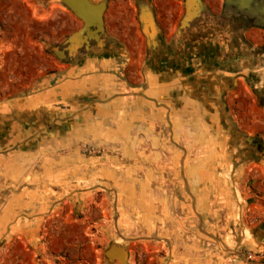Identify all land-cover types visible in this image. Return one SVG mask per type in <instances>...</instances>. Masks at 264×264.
<instances>
[{
    "label": "crops",
    "instance_id": "1",
    "mask_svg": "<svg viewBox=\"0 0 264 264\" xmlns=\"http://www.w3.org/2000/svg\"><path fill=\"white\" fill-rule=\"evenodd\" d=\"M154 2L160 24L173 36L183 15V0ZM203 2L213 9L222 5V0ZM42 5L37 0H0V264H98V246L105 239L90 235L85 224L73 217L80 204L72 196L79 193L63 195L65 180L83 177L80 162L77 156L70 157L71 163L65 162L57 153L85 141L118 146L127 157L143 158L134 151L139 153L145 145L159 146L156 127L162 115L152 107L160 102L169 106L174 141L188 148L194 132L201 147H213L222 170L221 187L228 181L238 186L240 195L235 190L234 199L237 216L246 209L252 229L262 227L264 64L258 71L252 65L256 50L264 46V30H216L209 19L198 20L210 38L202 42L207 49L198 60L200 68L194 62L175 65L168 69V79L151 76L150 93L123 96L117 72H100L97 60L81 63L75 57L66 62L49 52L52 47L61 50V44L81 23L60 4ZM124 9L132 13V21L123 28V38L136 50L144 46V40L133 1L123 0ZM211 43L217 46V53ZM130 49L126 48L128 53ZM262 55L264 58V50ZM144 57L145 47L143 62ZM202 74L205 79L198 80ZM135 89L138 94V87ZM237 131L257 135L262 142L246 141ZM227 165L232 173L224 171ZM86 177L97 178L94 173ZM205 206L200 205L201 212L207 211ZM240 232L244 239L237 241L248 244L254 253L264 251V230L254 232L255 247L245 239L249 232L241 224ZM176 240L169 243L168 264L188 258V251L179 252ZM188 253L196 252L189 247ZM216 259L205 258L200 264H240L224 263L220 253Z\"/></svg>",
    "mask_w": 264,
    "mask_h": 264
},
{
    "label": "rangeland",
    "instance_id": "2",
    "mask_svg": "<svg viewBox=\"0 0 264 264\" xmlns=\"http://www.w3.org/2000/svg\"><path fill=\"white\" fill-rule=\"evenodd\" d=\"M37 1H41L42 6L51 2L59 4L58 0ZM108 2L105 19L111 30L105 36L129 47L123 38V28L128 21H132V13L123 10V0ZM212 48L217 52L215 45ZM143 55L144 46L139 45L136 50L130 49L127 57L99 60L96 65L100 72H117L118 83L123 84L125 91L123 96H142L151 91V76L160 74L170 78L169 68L159 67L158 64H154L153 71L150 67L145 68ZM199 79L203 81L204 74ZM134 87H138V94L133 92L136 90ZM182 91L185 92L184 87ZM165 104L160 102L152 107L162 115L156 127L159 146L145 145L142 151L138 149L139 153L134 151L143 158L127 157L118 146L85 141L72 149L57 151V157L65 159V162L76 156L80 162V173L85 179L65 180L63 195L80 194L72 196L77 197L80 204V210L73 212V217L85 224L90 235L105 239L98 246V264H105L102 253L112 242L127 247L128 264H168L167 250L173 239H178L176 246L179 252H189V247L196 252L191 255L187 252L188 258L176 261L179 264H200L205 258L215 262L218 261L217 253L222 255L224 263L264 264L260 257L249 258L253 250L248 244L237 241L244 239L240 236V224L246 230L252 229L246 209L237 216L234 199L237 194L240 195L238 186L228 181L221 187L218 178L222 170L216 163L215 149L201 147L194 132L190 139L192 146L188 148L174 141L169 106ZM208 144L211 142L208 141ZM68 167L64 165V168ZM224 171L232 173L231 165H227ZM103 172L105 177L101 176ZM93 173L97 177L95 181L86 177L87 174L92 177ZM56 189L62 190L61 186ZM242 198L245 202L246 196ZM200 205H206L207 211L201 212ZM245 239H249L248 234Z\"/></svg>",
    "mask_w": 264,
    "mask_h": 264
},
{
    "label": "water",
    "instance_id": "3",
    "mask_svg": "<svg viewBox=\"0 0 264 264\" xmlns=\"http://www.w3.org/2000/svg\"><path fill=\"white\" fill-rule=\"evenodd\" d=\"M132 1L135 7V18L139 33L144 40V67H150L152 71L155 69V62L159 59L161 61L165 60L164 64L167 68L173 69V62L170 65H167V63L172 53L178 49V47L175 49L174 44L183 36L186 29H189L198 20L201 22L207 19L227 20L231 17L241 18L245 21H251L253 28L264 30V0H222V9L219 15H213L203 0H183V15L170 43H166L163 30L156 20L151 0ZM58 2L81 23V28L68 36L61 44V47L66 46L64 51L67 52V55H64V52L57 47H52V51L50 50L49 52L57 60L64 61L66 58L73 60L77 57L81 62L87 60L99 61L104 60L102 56L114 59L117 56L120 57L128 53L125 47L118 48L119 55L116 56L112 51L116 44H112L106 38L101 40V37L106 35L104 14L108 0H101L97 3L90 0H58ZM89 42H94L96 47L89 48ZM119 45H116V47H119ZM82 48L85 49L86 53L78 56V51ZM56 52L62 57L58 59L55 55ZM162 56L164 57L162 58ZM237 133L246 141L256 143L260 140L262 142L257 135L249 137L240 131H237ZM262 150L263 153L264 149ZM261 160L264 161V154L261 155ZM259 229L264 230V224L262 227L247 229L252 247H255V245H252L253 240H255L253 239L255 236L254 232ZM102 256L105 264H128L129 250L123 245L112 242L103 251Z\"/></svg>",
    "mask_w": 264,
    "mask_h": 264
},
{
    "label": "flooded vegetation",
    "instance_id": "4",
    "mask_svg": "<svg viewBox=\"0 0 264 264\" xmlns=\"http://www.w3.org/2000/svg\"><path fill=\"white\" fill-rule=\"evenodd\" d=\"M93 1V0H90ZM153 8L155 10V16H156V20L158 22V24L161 26V28L163 29V33L165 36V40L166 43H170L172 35H168L166 29L164 27H162V25L160 24L159 20H158V9L155 5L154 0H151ZM109 3V2H108ZM222 4V3H221ZM108 7V4H107ZM209 9L211 10V12L213 14L219 15L222 9V5H220L217 9H213L212 7L208 6ZM107 11V9H106ZM106 13V12H105ZM104 22H105V30L106 32H110V28L107 25L106 19H105V14H104ZM209 23H211L213 25V27H215L216 30H218L219 28H240L241 31H244L246 29H253V27L251 26L252 23L251 21H245L241 18H228L227 20H213V19H209L208 21ZM200 22H195L192 24V26L189 27V29H186L185 33L183 34L182 37L179 38V40L174 44L175 49H177V51L173 52L172 55L169 58V62L167 63V65H170L171 62H173V67L176 66H183L186 65L187 63L190 64L191 62H194L195 67L200 68L201 62L198 61L201 57L203 58L204 55L206 54V46L202 47V42L204 40L210 39L207 38V34L203 32V29L201 28V25L199 24ZM106 38L108 41H110L112 44H120L119 47H116V45H114V47L112 48V51L115 53V55L117 56L119 54V51H117L118 48H122L123 46H125V48H127V50L129 51V47L127 45H125L124 43L120 42V41H114L111 38H108L104 36L101 37V40ZM261 41H263L262 39H260ZM213 44V43H212ZM96 47V44L94 42H89V48H93ZM66 46L60 47V49L63 51V49H65ZM174 49V48H173ZM120 50V49H119ZM216 50L218 52V48L216 46ZM262 50H264V46H262L261 48H258L256 51L258 52V54L254 57V61H253V65H252V70H260L263 67L264 64V58L262 55ZM215 52V53H217ZM78 53L80 55H83L86 53L85 49L82 48L78 51ZM107 53V51H106ZM104 53V54H106ZM64 55H67V52L64 53ZM250 56H253L252 54ZM119 58L118 56L115 57L114 59ZM102 59L104 60H108V59H112V58H108V57H103ZM68 58L65 60L66 62H68ZM61 61V60H60ZM165 63V62H164ZM157 64V62H156ZM172 64V63H171ZM165 68H167V66L164 64ZM190 70V69H188ZM181 73V72H179ZM239 74H236V77ZM187 78H193V75H187ZM240 80V78H237ZM240 89V85L238 84L234 90L235 93H238ZM202 91V90H201ZM228 111H230V108L228 107L227 109Z\"/></svg>",
    "mask_w": 264,
    "mask_h": 264
},
{
    "label": "built area",
    "instance_id": "5",
    "mask_svg": "<svg viewBox=\"0 0 264 264\" xmlns=\"http://www.w3.org/2000/svg\"><path fill=\"white\" fill-rule=\"evenodd\" d=\"M251 257H260L261 259H264V251L260 252V253H254L249 255V258Z\"/></svg>",
    "mask_w": 264,
    "mask_h": 264
},
{
    "label": "bare ground",
    "instance_id": "6",
    "mask_svg": "<svg viewBox=\"0 0 264 264\" xmlns=\"http://www.w3.org/2000/svg\"><path fill=\"white\" fill-rule=\"evenodd\" d=\"M123 48V47H122ZM52 49L53 48H50V50L52 51ZM55 55H56V57L59 59V58H61L62 56L60 55V54H58V52H56L55 53ZM119 55V54H118ZM128 55V53L126 54V55H123V56H120L119 58H123L124 56H127ZM164 57V56H163ZM156 62H162L160 59L158 60V61H156ZM82 63V62H81Z\"/></svg>",
    "mask_w": 264,
    "mask_h": 264
},
{
    "label": "trees",
    "instance_id": "7",
    "mask_svg": "<svg viewBox=\"0 0 264 264\" xmlns=\"http://www.w3.org/2000/svg\"><path fill=\"white\" fill-rule=\"evenodd\" d=\"M162 63H163V65H161ZM157 64H158L159 67H161V66H163V68L165 67L164 66V62H161V63L160 62H157Z\"/></svg>",
    "mask_w": 264,
    "mask_h": 264
}]
</instances>
